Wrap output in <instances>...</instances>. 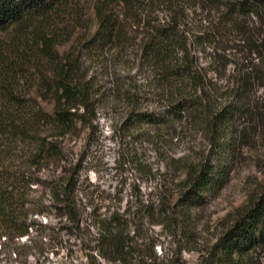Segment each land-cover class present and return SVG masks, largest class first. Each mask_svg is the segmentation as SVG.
Instances as JSON below:
<instances>
[{
  "label": "trees",
  "instance_id": "obj_1",
  "mask_svg": "<svg viewBox=\"0 0 264 264\" xmlns=\"http://www.w3.org/2000/svg\"><path fill=\"white\" fill-rule=\"evenodd\" d=\"M195 1L209 17L194 37L214 44L216 52L231 43L242 48L230 53L240 52L242 65L229 63L230 100L219 106L216 118L206 91L210 88L190 58L193 35L183 28L178 14L182 0H96L93 26L71 14V0H0V238L15 240L29 234L27 220L36 206L31 201L36 185L50 194L63 217L79 220L80 170L64 159L63 143L80 125L96 120L94 84L84 72L83 58L113 46L129 50L128 31L135 32L144 23L140 8L145 2L166 5L171 18L164 25L144 23L140 34L136 57L149 68L161 93L155 94L160 102L153 101L152 108L132 113V126L155 128L159 139L163 126L178 121L200 123L210 117L215 127L237 113L252 116L254 99L264 97V0ZM67 10L71 20L65 25L61 16ZM77 25L84 34L61 53ZM43 102L53 104L52 112ZM136 164L139 172L153 176L147 164ZM184 171L181 192L162 203L161 212L202 204L204 194L221 188L225 178L214 165ZM145 208L155 216L153 206V211ZM127 216L115 212L98 223L99 254L109 262L132 264ZM202 258V264H264V181L229 215L223 232Z\"/></svg>",
  "mask_w": 264,
  "mask_h": 264
},
{
  "label": "rangeland",
  "instance_id": "obj_2",
  "mask_svg": "<svg viewBox=\"0 0 264 264\" xmlns=\"http://www.w3.org/2000/svg\"><path fill=\"white\" fill-rule=\"evenodd\" d=\"M95 3L71 0V14L93 26ZM145 4L140 8L145 24L164 25L171 18L166 5ZM70 10L61 16L65 25L71 20ZM178 14L183 28L193 35L190 58L211 89L206 91L216 118L219 106L230 100L226 91L232 72L229 63L242 65V54L230 53L242 48L231 43L225 51L216 52L214 44L194 37L209 17L197 1L182 0ZM144 23L135 32L128 31L129 50L113 46L83 58L84 72L94 84L96 120L92 125H80L63 143L64 159L80 170L79 220L70 222L63 217L50 194L33 186L37 190L31 201L36 206L28 214L29 234L15 240L0 238V264H118L100 256L97 241L99 221L115 212L128 213L132 264H202L203 254L223 232L229 215L264 181V97L254 99L252 116L237 113L222 126L212 127L210 117L200 123L178 121L163 126L159 139L153 134L155 128L132 126L133 112L160 102L155 95L161 93L157 81L135 54ZM78 26L72 40L60 47L61 53L84 34ZM42 105L52 112V103ZM137 161L152 168L153 176L139 172ZM205 164L224 171L221 188L204 194L203 203L190 209L161 212L162 203L181 192L184 168ZM152 206L154 217L145 208L153 211Z\"/></svg>",
  "mask_w": 264,
  "mask_h": 264
}]
</instances>
